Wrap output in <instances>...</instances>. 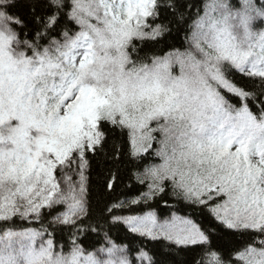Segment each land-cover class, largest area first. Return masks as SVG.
Segmentation results:
<instances>
[{
    "label": "snow or ice",
    "instance_id": "snow-or-ice-1",
    "mask_svg": "<svg viewBox=\"0 0 264 264\" xmlns=\"http://www.w3.org/2000/svg\"><path fill=\"white\" fill-rule=\"evenodd\" d=\"M0 264H264V0H0Z\"/></svg>",
    "mask_w": 264,
    "mask_h": 264
},
{
    "label": "trees",
    "instance_id": "trees-1",
    "mask_svg": "<svg viewBox=\"0 0 264 264\" xmlns=\"http://www.w3.org/2000/svg\"><path fill=\"white\" fill-rule=\"evenodd\" d=\"M173 38H169L171 40V42H174L177 44V46L180 45V42L182 41L183 38V33H181L179 36L175 35V32L173 33ZM95 175H96V170L93 171V184L95 185L96 181H95ZM129 184H133V187H128ZM138 191L136 186L134 185V182L129 181L127 179H122L120 183L117 184L115 192L112 193V196H119L120 198H124L125 196L127 197H131V196H135L138 195ZM93 196L95 197V192L93 193ZM169 203H175V201L170 200ZM133 210L135 212H142V211H146L147 208H145L142 205H137V206H132ZM152 207H156V202H152ZM163 204H160V208H163ZM177 207H181L180 204H177ZM160 208H157V211L159 213ZM181 214H184L183 212H181ZM155 242H149V247H151Z\"/></svg>",
    "mask_w": 264,
    "mask_h": 264
}]
</instances>
